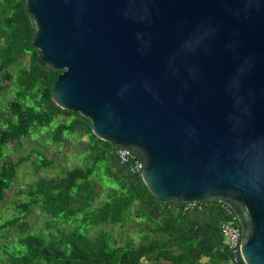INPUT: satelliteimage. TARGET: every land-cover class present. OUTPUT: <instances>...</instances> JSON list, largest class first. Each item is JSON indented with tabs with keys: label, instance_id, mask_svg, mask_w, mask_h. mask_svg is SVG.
Listing matches in <instances>:
<instances>
[{
	"label": "water",
	"instance_id": "95a60500",
	"mask_svg": "<svg viewBox=\"0 0 264 264\" xmlns=\"http://www.w3.org/2000/svg\"><path fill=\"white\" fill-rule=\"evenodd\" d=\"M51 99L143 164L158 201L218 202L264 264V0H26Z\"/></svg>",
	"mask_w": 264,
	"mask_h": 264
},
{
	"label": "trees",
	"instance_id": "16d2710c",
	"mask_svg": "<svg viewBox=\"0 0 264 264\" xmlns=\"http://www.w3.org/2000/svg\"><path fill=\"white\" fill-rule=\"evenodd\" d=\"M25 2L0 0V96L5 102L0 110V206L30 156L7 160L9 144L13 151H24L25 139L33 144L47 138L52 147L75 141L84 153L82 166L66 169L32 152L40 157L32 163L37 178L20 192L26 201L15 203L16 212L0 222L1 237H12L1 249L0 264H207L191 257L195 243L188 241L187 204L156 200L140 174L117 166L118 148L96 138L88 119L54 104L51 93L62 72L38 63ZM207 203L220 220L225 218L220 203ZM137 204L153 207L158 220ZM34 209L42 228L30 221Z\"/></svg>",
	"mask_w": 264,
	"mask_h": 264
},
{
	"label": "rangeland",
	"instance_id": "374dc122",
	"mask_svg": "<svg viewBox=\"0 0 264 264\" xmlns=\"http://www.w3.org/2000/svg\"><path fill=\"white\" fill-rule=\"evenodd\" d=\"M2 45V40H0V48ZM28 57L23 61L25 64L27 63ZM12 98V94L9 93L5 96V99L9 100ZM3 97L0 96V110H4L5 102L2 100ZM86 139H81V142H85ZM75 141L70 142V144H62L57 146H50L49 139H35L33 144H29V140L25 139L22 141V145L24 147V151H13V145H8V158L7 160L11 162H16L19 158L29 159L23 163L20 169L17 172V177L12 185L11 190L6 194V202H4L0 206V222H2L5 218L11 217L14 214L15 208L14 204L19 202L20 200L26 201L24 195H21L20 192L27 191V188L36 180V175H34V167L32 166L33 162H36L37 155L32 154L33 151L37 150L39 154L46 158L54 160L56 165H61L63 168L72 169L74 167L82 166L81 156L84 153V146L78 145L74 143ZM36 153V152H35ZM36 155V156H35ZM40 159V157H38ZM40 175V174H39ZM103 200V197L100 196L96 203H100ZM31 223L36 224L39 228H42L44 225L43 219L38 217L37 209L32 210V217L30 219ZM46 233V232H44ZM1 234V233H0ZM12 242V237H1L0 235V257L2 255L1 249Z\"/></svg>",
	"mask_w": 264,
	"mask_h": 264
},
{
	"label": "crops",
	"instance_id": "0c3cea01",
	"mask_svg": "<svg viewBox=\"0 0 264 264\" xmlns=\"http://www.w3.org/2000/svg\"><path fill=\"white\" fill-rule=\"evenodd\" d=\"M114 160L118 167L130 174L127 166L120 165L116 157H114ZM169 206L167 204L163 206V209H167V214L169 213ZM137 208L158 220L153 207L137 204ZM187 218L188 241L195 243L191 257L193 259L199 258L201 262L207 264H215L216 262H219V264H231L230 260L226 258L224 245H221V220L219 214L215 211V206L208 203L196 204L188 210Z\"/></svg>",
	"mask_w": 264,
	"mask_h": 264
},
{
	"label": "built area",
	"instance_id": "2783aa9c",
	"mask_svg": "<svg viewBox=\"0 0 264 264\" xmlns=\"http://www.w3.org/2000/svg\"><path fill=\"white\" fill-rule=\"evenodd\" d=\"M115 156L120 165L127 166L131 175H137L142 172L143 164L138 157L126 149H117ZM197 203H187L184 211H188ZM225 218L220 222V236L223 241L224 248L229 254L231 264H240L243 262L240 253L241 230L237 224V220L231 209L225 204L220 203Z\"/></svg>",
	"mask_w": 264,
	"mask_h": 264
}]
</instances>
